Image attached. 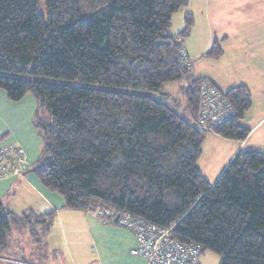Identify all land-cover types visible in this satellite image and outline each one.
I'll return each mask as SVG.
<instances>
[{
    "label": "trees",
    "instance_id": "1",
    "mask_svg": "<svg viewBox=\"0 0 264 264\" xmlns=\"http://www.w3.org/2000/svg\"><path fill=\"white\" fill-rule=\"evenodd\" d=\"M187 4L0 0V73L8 74H0V89L13 102L28 93L38 100L44 152L34 174L65 208L127 212L216 253L220 264H264V153L240 150L215 184L198 166L209 133L199 123L201 86H216L182 64L193 16L181 33H170ZM222 42L205 57L220 59ZM171 83L184 106L167 94ZM224 93L236 114L214 133L246 140L252 95L244 85ZM53 218L17 216L0 200V253L26 227L41 247Z\"/></svg>",
    "mask_w": 264,
    "mask_h": 264
},
{
    "label": "crops",
    "instance_id": "2",
    "mask_svg": "<svg viewBox=\"0 0 264 264\" xmlns=\"http://www.w3.org/2000/svg\"><path fill=\"white\" fill-rule=\"evenodd\" d=\"M187 2L173 19L178 17L176 22L179 25L183 22L179 34L185 28L186 15L193 16L190 35L183 40L192 63V77L206 78L223 92L244 85L252 95V108L243 120V124L251 129L246 140H229L212 133L213 139H218L225 148L218 160L220 168L225 169L240 150L259 151L257 148L262 144L264 134L259 135L260 140L254 137L264 125V0ZM216 39L223 41V55L213 61L214 71H204L198 67V62L206 58ZM31 168L29 166L28 170ZM28 170L21 177L0 179V200L17 216L28 212L36 215L54 212L49 230L41 237L39 264H147L144 258L132 254L138 245L132 232L118 224L104 223L94 213L65 208L64 199L49 191L34 173H26ZM56 231L63 239L65 253L50 247ZM21 244L20 236V251L23 253L20 261L31 264L32 259L25 256L29 254L31 257L35 251H28ZM204 262L200 260L199 264Z\"/></svg>",
    "mask_w": 264,
    "mask_h": 264
},
{
    "label": "rangeland",
    "instance_id": "3",
    "mask_svg": "<svg viewBox=\"0 0 264 264\" xmlns=\"http://www.w3.org/2000/svg\"><path fill=\"white\" fill-rule=\"evenodd\" d=\"M177 18L178 17H175L173 19L174 24L170 28V33L177 34V32L182 30V26L180 25L183 22L181 21L179 25L176 22ZM198 37L200 36L198 35ZM194 38L195 37H193V39ZM198 41L199 38L196 42ZM213 61L215 60L204 58L202 59V61L198 62V67H200L204 71L210 69L214 71L215 68L213 69ZM21 78L30 79V77L27 75H23L21 76ZM39 80H48L51 82L53 81L49 78H39ZM71 84L80 85L78 81L71 82ZM178 87L179 86L176 83H171L166 85L165 88L167 94L172 96L173 101H176L178 104L184 106V97L183 95H180L178 93ZM150 95L164 101V99L159 95ZM170 105L172 106V104ZM39 107L40 104L32 93H28L26 97L21 101L13 102L7 98L6 91L4 89H0V144L17 145L21 149H23L27 156L30 167L36 165L44 152V139L42 131L38 129L36 125L38 116L40 114ZM260 128L261 129L257 132V135L254 137L256 139H259L260 134H264V125ZM212 136L214 135H212V133L210 132L205 134V141L202 147L201 157L198 160V166L201 171L206 174V179L211 184H215L221 173L225 170L224 168H220V162L218 161L220 158L219 154L224 152L225 148L224 146L220 145V141H218V139H213ZM261 141L262 144L257 149H259L258 152L264 153V135ZM20 236L22 239L21 247L25 246L27 247L28 251L31 249L35 251L32 252L31 257L28 256L29 254L25 257L29 258L30 260L34 259L33 261H35L36 263H33V261L31 260V264H39L38 261L42 257V255H40V247L35 245L31 237L30 229L28 227L23 228L21 235L19 233L16 239L15 237L12 238L9 244V250L0 253V264H24L20 261V257L23 254L20 251ZM13 239H15V241H13ZM50 247L57 249L62 253L66 252L63 239L58 231H56V233L52 236ZM200 260L201 262H204L205 260L204 264H220L221 257L214 252L206 251L204 252ZM26 264L30 263L28 262Z\"/></svg>",
    "mask_w": 264,
    "mask_h": 264
},
{
    "label": "built area",
    "instance_id": "4",
    "mask_svg": "<svg viewBox=\"0 0 264 264\" xmlns=\"http://www.w3.org/2000/svg\"><path fill=\"white\" fill-rule=\"evenodd\" d=\"M180 55L182 64L190 68L191 61L186 50H181ZM200 99L199 123L206 132L214 133L217 127L236 114L226 94L209 82L201 86ZM28 168L29 162L23 149L17 145L0 144V179L11 176L21 177ZM94 214L104 223L109 224L116 221L117 217L109 211H97ZM117 223L134 234L138 245L132 250V254L144 258L147 264L200 263L202 246L175 240L171 235V229L144 222L127 212L119 214Z\"/></svg>",
    "mask_w": 264,
    "mask_h": 264
},
{
    "label": "water",
    "instance_id": "5",
    "mask_svg": "<svg viewBox=\"0 0 264 264\" xmlns=\"http://www.w3.org/2000/svg\"><path fill=\"white\" fill-rule=\"evenodd\" d=\"M36 166L35 167H33V168H31L30 170H28L26 173H34V171L36 170ZM25 173V174H26ZM119 219V214L117 215V217H116V221Z\"/></svg>",
    "mask_w": 264,
    "mask_h": 264
}]
</instances>
